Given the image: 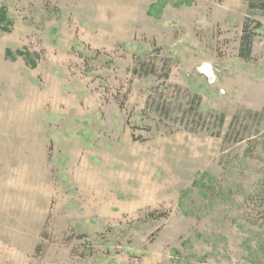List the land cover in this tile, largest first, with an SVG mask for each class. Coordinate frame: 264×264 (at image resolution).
I'll return each instance as SVG.
<instances>
[{"label":"rangeland","instance_id":"374dc122","mask_svg":"<svg viewBox=\"0 0 264 264\" xmlns=\"http://www.w3.org/2000/svg\"><path fill=\"white\" fill-rule=\"evenodd\" d=\"M1 6L0 264H264L262 1Z\"/></svg>","mask_w":264,"mask_h":264},{"label":"trees","instance_id":"16d2710c","mask_svg":"<svg viewBox=\"0 0 264 264\" xmlns=\"http://www.w3.org/2000/svg\"><path fill=\"white\" fill-rule=\"evenodd\" d=\"M259 1H262L263 6H264V0H259ZM5 21H6V10H5V7L1 6L0 7V24ZM0 28L2 29L1 25H0Z\"/></svg>","mask_w":264,"mask_h":264}]
</instances>
